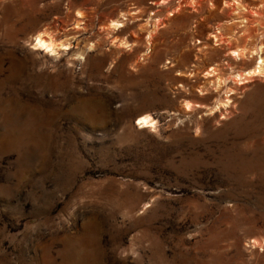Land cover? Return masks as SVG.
<instances>
[{"label": "rangeland", "instance_id": "374dc122", "mask_svg": "<svg viewBox=\"0 0 264 264\" xmlns=\"http://www.w3.org/2000/svg\"><path fill=\"white\" fill-rule=\"evenodd\" d=\"M263 66L264 0H0V264H264Z\"/></svg>", "mask_w": 264, "mask_h": 264}, {"label": "bare ground", "instance_id": "6f19581e", "mask_svg": "<svg viewBox=\"0 0 264 264\" xmlns=\"http://www.w3.org/2000/svg\"><path fill=\"white\" fill-rule=\"evenodd\" d=\"M47 38H45L44 39V37L42 36L41 37V35L40 36H37L36 37V39H35V41H36V43L34 44L36 47V49H40V50H46L45 52H47V51H51V53H52V51H53V46H55V45H53L52 44V42L51 41H47L46 40ZM56 45H57V43H56ZM56 48V47H55ZM54 52V51H53ZM235 53V52H234ZM233 53V54H234ZM237 54V53H236ZM240 54V53H239ZM262 62V60H260V62H259V64L255 67V68H253V69H251L250 71H248L246 74H248V75H250V74H252V73H254V71L256 70V68H258V71H256V72H260L259 70H260V68H261V66H260V63ZM261 65H262V63H261ZM264 67V66H263ZM262 69V68H261ZM263 70V69H262ZM261 70V71H262ZM257 73V74H258ZM139 122H138V124H142V127H145V126H150L151 125V118H150V116L149 115H147V114H145V115H141L139 118ZM152 120H153V118H152Z\"/></svg>", "mask_w": 264, "mask_h": 264}]
</instances>
